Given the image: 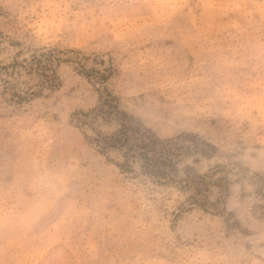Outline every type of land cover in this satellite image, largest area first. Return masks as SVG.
<instances>
[{
	"label": "rangeland",
	"instance_id": "rangeland-1",
	"mask_svg": "<svg viewBox=\"0 0 264 264\" xmlns=\"http://www.w3.org/2000/svg\"><path fill=\"white\" fill-rule=\"evenodd\" d=\"M0 264H264V0H0Z\"/></svg>",
	"mask_w": 264,
	"mask_h": 264
}]
</instances>
